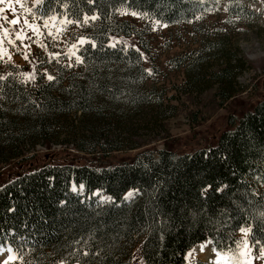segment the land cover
<instances>
[{"label":"trees","instance_id":"trees-1","mask_svg":"<svg viewBox=\"0 0 264 264\" xmlns=\"http://www.w3.org/2000/svg\"><path fill=\"white\" fill-rule=\"evenodd\" d=\"M211 5V0L42 1L41 17L96 21L83 30L80 69L60 68L52 80L41 73L34 83L24 82L17 66L0 72V171L39 146H72L102 161L33 166L1 184L0 249H12L21 264H188L187 253L207 240L220 253L234 250L242 228L250 229L255 251L264 248V98L242 115H230L212 146L104 160L164 137L176 106L164 89L147 87L150 50L144 31L120 20L118 10L177 25ZM229 15L244 17L247 9L233 3ZM214 47L226 64L210 72L195 62L185 67V89L178 88L185 100L193 103L213 87L214 102L224 104L240 93V67L253 64L223 55L220 43ZM172 62L185 66L184 59ZM189 118L198 115L190 112ZM131 190L133 196H126Z\"/></svg>","mask_w":264,"mask_h":264},{"label":"rangeland","instance_id":"rangeland-1","mask_svg":"<svg viewBox=\"0 0 264 264\" xmlns=\"http://www.w3.org/2000/svg\"><path fill=\"white\" fill-rule=\"evenodd\" d=\"M9 2L12 8H8ZM39 2L5 0L4 4H0V8H5V12L0 13V72H5L8 65L17 66L18 74L27 83H34L41 73L49 77L60 68L66 72L80 69L82 59L79 50L83 30L96 21L95 16L85 17L81 22L65 16L39 17L35 10ZM211 3V7L195 20L177 25L162 23L127 8L118 10L116 15L120 20L130 21L144 31V41L150 50L144 63L150 73L147 87L164 89L168 97H173L171 104L177 107L172 109L174 114L167 121L168 133L164 137L150 140L135 150L115 152L104 159L106 162L132 160L146 150L170 149L183 153L212 146L228 128L230 115L240 116L264 98V0H211ZM233 3L244 5L247 15L231 17L229 6ZM3 16H7L8 21L18 18L19 23L12 25L4 21ZM127 43L138 45L131 40H127ZM219 43L227 53L223 55L236 56L243 64L245 61L253 64L252 68L241 66L238 71L240 93L223 104L218 101L220 99L211 101L216 92V87H213L203 95L194 96L196 101L193 103L185 100L186 96L178 88L185 89L186 68L190 64H200L208 72L226 64V58L218 60L217 49L213 48ZM173 59H184L185 66L178 68L173 64ZM149 60L154 62L155 69H152ZM177 97L180 101H176ZM190 112L198 115L197 120L189 118ZM22 161L16 160L2 167L0 185L33 166L63 162L93 164L102 161V158L81 153L72 146H39ZM127 196L132 197L133 192ZM101 200L108 201L109 197L101 195ZM238 236L240 241L235 249L219 254L217 264H264L261 250L255 251L251 247L249 231H240ZM197 249L190 252L188 261L191 264L196 261L206 263V259L198 256L205 258L208 253L200 255ZM206 249L208 251V245ZM0 264L21 263L10 250H2Z\"/></svg>","mask_w":264,"mask_h":264},{"label":"snow or ice","instance_id":"snow-or-ice-1","mask_svg":"<svg viewBox=\"0 0 264 264\" xmlns=\"http://www.w3.org/2000/svg\"><path fill=\"white\" fill-rule=\"evenodd\" d=\"M89 2H94V0H89ZM4 3H5V0H0V4H4ZM8 8H12V5H11L10 2L8 3ZM12 10L15 11V9H12ZM3 12H5V8H0V13H3ZM133 15H136V13H133ZM2 18H3L4 21H6V22H8V23H11L12 25H16V24L19 23L18 18H17V19H13V20H11V21H8V17H7V16H3ZM93 19H94V18H93ZM0 27H2V25H0ZM6 32H7V29H5V33H6ZM18 38H19V37H18ZM112 46L114 47V45H112ZM93 47H95L94 44H93ZM25 58H27V56H26ZM77 60H78V62H80L79 57L77 58ZM48 79H49V80H52V79H54V78L51 77V76H49ZM241 231H243V232H248V231H250V229H244V228H242ZM261 257L264 258V248L261 249Z\"/></svg>","mask_w":264,"mask_h":264},{"label":"bare ground","instance_id":"bare-ground-1","mask_svg":"<svg viewBox=\"0 0 264 264\" xmlns=\"http://www.w3.org/2000/svg\"><path fill=\"white\" fill-rule=\"evenodd\" d=\"M207 242L206 243H203V244H200L199 246H197L198 247V249H197V252H198V254H200V255H205V254H207L208 253V251H207ZM204 246H206V248L204 247ZM197 247H195L194 249H196ZM193 249V250H194ZM193 250H191V251H193ZM190 251V252H191ZM190 252H189V254L188 255H190Z\"/></svg>","mask_w":264,"mask_h":264},{"label":"crops","instance_id":"crops-1","mask_svg":"<svg viewBox=\"0 0 264 264\" xmlns=\"http://www.w3.org/2000/svg\"><path fill=\"white\" fill-rule=\"evenodd\" d=\"M197 249V248H196ZM195 251V250H194ZM195 257V256H194Z\"/></svg>","mask_w":264,"mask_h":264}]
</instances>
